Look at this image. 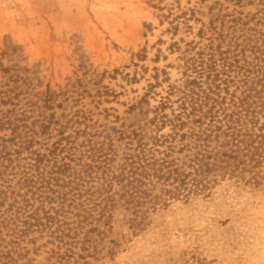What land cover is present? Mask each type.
Segmentation results:
<instances>
[{"label": "rangeland", "instance_id": "374dc122", "mask_svg": "<svg viewBox=\"0 0 264 264\" xmlns=\"http://www.w3.org/2000/svg\"><path fill=\"white\" fill-rule=\"evenodd\" d=\"M261 9L258 0H0V137L115 136L162 106L171 117L196 77L192 60L264 30ZM67 223L23 234L4 221L0 263L264 264V159L220 177L208 197L151 213L135 235L116 220L58 235L75 227Z\"/></svg>", "mask_w": 264, "mask_h": 264}, {"label": "trees", "instance_id": "16d2710c", "mask_svg": "<svg viewBox=\"0 0 264 264\" xmlns=\"http://www.w3.org/2000/svg\"><path fill=\"white\" fill-rule=\"evenodd\" d=\"M217 48L192 60L196 77L178 91L180 112L171 117L162 106L151 119L121 124L115 136L58 129L45 140L35 131L0 137V206L7 205L0 235L4 221L12 232L53 234L69 219L75 227L58 235H91L114 220L135 235L151 213L208 197L220 177L264 159V30ZM166 125L170 133H160Z\"/></svg>", "mask_w": 264, "mask_h": 264}]
</instances>
